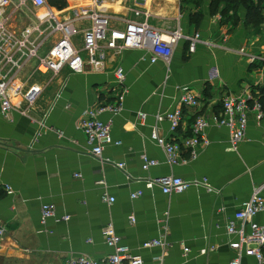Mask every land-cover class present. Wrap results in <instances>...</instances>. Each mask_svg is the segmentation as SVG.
<instances>
[{"label": "crops", "instance_id": "obj_1", "mask_svg": "<svg viewBox=\"0 0 264 264\" xmlns=\"http://www.w3.org/2000/svg\"><path fill=\"white\" fill-rule=\"evenodd\" d=\"M92 1L67 0V7L59 10L46 0V8L69 19L75 10L90 9ZM100 1L99 10L112 16L118 28L134 18L133 10H140L165 38L174 32L185 37L199 33L212 45L200 42L190 53L188 42L182 40L169 62L156 64L150 63L149 48L109 52L101 71L87 66L82 74L64 69L57 76H43L36 72L37 60L27 63L19 81L26 90L35 84L46 88L30 107L18 99L9 118L0 109V222L5 229L0 264H68L71 257L82 255L103 259L112 254L103 237L109 226L144 264H157L160 256L165 264H231L236 252L228 245L234 238L227 235V224L256 190L262 189L264 197V124L259 125L250 111L245 139L233 147L228 130L214 124L212 117L220 113L227 96L251 93L257 99L264 87L263 64L249 60V55H264V23L245 25L244 11L238 23L232 13L211 15L210 0L199 8L169 0L161 9L147 5V0ZM17 3L11 0L0 10L8 16V28L21 33L45 9L30 2L19 8ZM198 11L203 20L196 26L191 15ZM50 47L41 50V57ZM243 48L245 55L238 53ZM120 68L126 75L122 84L116 76ZM181 89L193 92L199 107L181 106ZM121 95L118 113L98 115L102 122H112V140L121 144L107 145L102 157H95L79 122L86 111L115 105ZM179 107L184 118L176 132L169 122L157 121L158 115ZM197 115H204L211 125L209 144L202 145L193 160L180 141L190 135ZM154 130L180 146L179 163L169 162L165 148L152 139ZM145 155L158 162L149 171L142 168ZM117 163H125V169ZM165 176L206 180L213 191L199 185L165 195L159 187L147 186ZM137 191L144 195L131 199ZM105 195L115 202H105ZM45 204L55 207L56 217L44 223ZM66 216L70 219L62 221ZM254 221L264 223V216ZM157 239L165 241L164 249L143 247ZM183 245L190 249L186 257ZM204 250L206 255L201 254ZM241 264L259 263L244 256Z\"/></svg>", "mask_w": 264, "mask_h": 264}, {"label": "built area", "instance_id": "obj_2", "mask_svg": "<svg viewBox=\"0 0 264 264\" xmlns=\"http://www.w3.org/2000/svg\"><path fill=\"white\" fill-rule=\"evenodd\" d=\"M32 3L35 8H44V12L30 27L21 33H15L8 28V16L0 10V109L5 118H9L15 109V102L23 99L27 107L33 105L41 96L46 87L32 85L28 90L19 81V75L31 60H37L36 72L40 75L57 76L64 69L70 73L82 74L87 66L95 71L104 68L105 60L109 52L121 53L127 50H144L149 48L152 57L151 64L160 60L169 62L173 55L175 46L182 40L189 44V52L195 53L198 43L211 46V43L203 42L199 33L193 36H183L180 32H174L167 38L155 27L148 23V16L140 10H133L134 18L124 21V27L118 28L114 25V18L99 10L100 0H93L90 9L81 8L71 13V18H62L60 14L52 9H47L46 0H18L20 8ZM11 3V0H0V8ZM142 17L143 20H142ZM80 27L79 24H83ZM85 23H88L85 25ZM51 44L48 53L41 57L43 48ZM245 55V49L238 51ZM251 63L260 62L264 67V55H249ZM118 83L125 81L126 75L123 69H118ZM124 95L112 106L101 107L98 110L86 111L79 122L78 129L86 136L87 143L91 147V153L95 157H102L107 145H120L113 142L111 137L112 122H102L98 115L104 111L118 113L122 108ZM180 105L197 108L200 100L188 89H181ZM255 112L259 125L264 124V109L258 99L251 93L231 94L223 99L222 109L219 114L212 117V122L219 127H224L230 134L231 144L236 147L245 139L248 127V114ZM27 114V111L24 112ZM145 119V115H142ZM183 111L179 107L165 115H158L157 121L170 123L171 130L176 132L182 121ZM211 125L204 115H197L191 126V133L180 141V146L190 151V159L195 160L199 155L202 145H208L207 130ZM152 139L165 148L170 163H179L180 146L176 143H168L159 136L157 130L152 133ZM185 162V161H184ZM158 162L143 156V170L149 171L157 166ZM115 166L121 170L125 169V163H117ZM203 185L208 187L206 180L201 182H188L174 176H165L156 180L148 181L150 188L159 187L163 194L182 193L191 186ZM264 187V186H263ZM213 191L212 188H207ZM262 189L256 190L250 200L235 214V218L227 224V235L234 240L228 243L231 250L236 252V257L231 264H241L244 256L252 257L259 264H264V223H258L254 219L258 215L264 216V197ZM144 195L143 191L131 194L135 200ZM105 202L113 203L114 198L105 195ZM56 217L55 207L45 204L42 207V220L47 222ZM66 216L62 221H68ZM131 222L135 223L134 217ZM5 233L0 222V236ZM104 243L112 249V254L103 259H93L87 255L71 257L68 264H144L140 254L133 253L131 248L124 244L122 238L117 234L113 226L103 231ZM165 241L153 240L143 245L145 249L155 247L165 248ZM184 256L190 254V249L183 245ZM213 250V249H211ZM206 255L207 251L201 252ZM157 264H165L162 256L157 257Z\"/></svg>", "mask_w": 264, "mask_h": 264}, {"label": "trees", "instance_id": "obj_3", "mask_svg": "<svg viewBox=\"0 0 264 264\" xmlns=\"http://www.w3.org/2000/svg\"><path fill=\"white\" fill-rule=\"evenodd\" d=\"M52 8L64 9L67 7V0H49ZM201 7V4L197 5ZM209 11L211 15L219 12L222 15L232 13L235 23L239 22V12H245V25L259 26L264 23V0H210ZM203 20L200 11L191 15V23L198 26ZM189 46V44H188ZM256 96V95H255ZM264 109V87L260 89L256 97ZM2 194H0V198Z\"/></svg>", "mask_w": 264, "mask_h": 264}, {"label": "rangeland", "instance_id": "obj_4", "mask_svg": "<svg viewBox=\"0 0 264 264\" xmlns=\"http://www.w3.org/2000/svg\"><path fill=\"white\" fill-rule=\"evenodd\" d=\"M134 3H136L137 0H133ZM169 0H147V5H150L151 7L153 6L155 9H161L163 8V5H167ZM177 1V3L183 4V5H188V4H192V5H199V4H204L207 0H174ZM138 4V3H137ZM184 8V6H183ZM155 19L154 18H150L149 22L153 25L154 24ZM43 82H46V79H43Z\"/></svg>", "mask_w": 264, "mask_h": 264}]
</instances>
